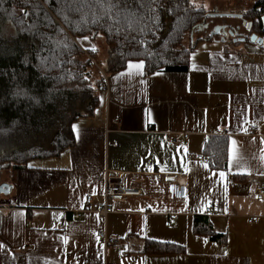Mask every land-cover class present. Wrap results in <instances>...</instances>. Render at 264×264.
Wrapping results in <instances>:
<instances>
[{
    "label": "crops",
    "instance_id": "obj_1",
    "mask_svg": "<svg viewBox=\"0 0 264 264\" xmlns=\"http://www.w3.org/2000/svg\"><path fill=\"white\" fill-rule=\"evenodd\" d=\"M209 28L197 31L187 72L146 76L141 63L106 70L108 87L94 116L75 123L73 148L29 169L0 166V264H264V201L255 196L264 180V47L235 42L239 30L204 40ZM181 134L188 139L169 140ZM214 136L228 138L227 171L209 164ZM108 175L141 195L109 201L103 217ZM167 177L186 182V199L169 198ZM197 217L223 242L194 233ZM103 230L117 247L100 243ZM149 242L185 252H146Z\"/></svg>",
    "mask_w": 264,
    "mask_h": 264
},
{
    "label": "trees",
    "instance_id": "obj_2",
    "mask_svg": "<svg viewBox=\"0 0 264 264\" xmlns=\"http://www.w3.org/2000/svg\"><path fill=\"white\" fill-rule=\"evenodd\" d=\"M240 15L249 36H264V0ZM211 18L192 0H0V166L29 169L32 160L60 156L76 144L75 123L94 116L102 76L96 51L83 50L79 38L104 40L110 74L131 63L143 64L146 76L187 72L194 33ZM206 152L213 168L228 170V138H209ZM193 232L225 239L204 217L195 218ZM145 247L185 252L158 242Z\"/></svg>",
    "mask_w": 264,
    "mask_h": 264
},
{
    "label": "built area",
    "instance_id": "obj_3",
    "mask_svg": "<svg viewBox=\"0 0 264 264\" xmlns=\"http://www.w3.org/2000/svg\"><path fill=\"white\" fill-rule=\"evenodd\" d=\"M259 37H261L264 41V36L259 35ZM99 71L102 76L100 83L103 86V88H107L108 87L107 74L100 68ZM115 122H118V120H115ZM247 131L251 134H259L260 128L257 125H250L247 127ZM188 137L189 136L187 134H181L179 136L169 135V140L172 143L177 144L182 139H188ZM198 159L203 160L204 157L201 156L198 157ZM167 183L169 186V198L171 200L187 198V186L184 180L178 179L177 177H167ZM140 195H141V191L134 189H127L123 187L119 182H117L115 177H113L112 175H108L105 180V190H104L105 201L102 208L99 209V213L101 214V216L106 217L109 213L112 212V208L109 206V201L123 202V201H127L130 198L137 197ZM255 196L257 200L264 201V180L258 182L255 185ZM93 203H94V198L91 195H89L86 198L87 209H90ZM206 213L208 215H212L213 213H215L213 204H210L206 208ZM248 222L254 224L258 222V219L252 218L249 219ZM97 237L100 243H102V245L106 249L111 247H117L120 243L118 239L109 237L105 230L98 232Z\"/></svg>",
    "mask_w": 264,
    "mask_h": 264
},
{
    "label": "rangeland",
    "instance_id": "obj_4",
    "mask_svg": "<svg viewBox=\"0 0 264 264\" xmlns=\"http://www.w3.org/2000/svg\"><path fill=\"white\" fill-rule=\"evenodd\" d=\"M262 0H192V3L196 7H204L209 13L212 15H215L216 18L209 19L208 23L210 22L209 29L205 30V34H203L204 37L209 36V32L212 31V29L216 26H227L229 29L239 28L240 33L245 32L243 30V22L241 19H237V17H223V15H231L234 14V16H239L241 13H245L249 10H252L255 7V4ZM220 17H217L219 16ZM214 19V20H213ZM213 20V21H212ZM233 21V22H232ZM233 24V25H232ZM239 26V27H237ZM245 28V27H244ZM249 33V31L247 30ZM248 33H245V35H248ZM200 34V33H199ZM197 32L194 33V39L200 38ZM77 44L83 49V50H93L96 51V63H98L97 67L102 69L103 71L107 70V47L102 38H97L96 40H91L90 38H79L77 40ZM187 45L189 42L187 41ZM106 68V69H105ZM31 166H40L43 165V162L40 160H32L30 162ZM2 167V166H1ZM9 167V166H8Z\"/></svg>",
    "mask_w": 264,
    "mask_h": 264
},
{
    "label": "water",
    "instance_id": "obj_5",
    "mask_svg": "<svg viewBox=\"0 0 264 264\" xmlns=\"http://www.w3.org/2000/svg\"><path fill=\"white\" fill-rule=\"evenodd\" d=\"M212 16H215V15H212ZM224 16V15H223ZM239 18L241 17V15L238 16ZM243 26L246 27L247 24L246 22H243ZM236 34V31L233 30V29H229L227 26H218L215 28V30L210 34V36H214V35H220L222 36V41H225V39L227 38H233ZM246 38L244 37H239L238 39H235L234 41H245ZM249 41L251 43H254V44H257L259 46H262L264 47V41L261 37H259L258 34H251L249 36Z\"/></svg>",
    "mask_w": 264,
    "mask_h": 264
},
{
    "label": "flooded vegetation",
    "instance_id": "obj_6",
    "mask_svg": "<svg viewBox=\"0 0 264 264\" xmlns=\"http://www.w3.org/2000/svg\"><path fill=\"white\" fill-rule=\"evenodd\" d=\"M234 30L237 31V33H238V30L240 31L241 29H239V28H234ZM243 30H244L245 32H243V33H240V32H239V35H240L241 37L246 38V39H245V42H247L248 39H249V35H245V33H248V32H247L248 27H247V26H246L245 28L243 27ZM235 42H236V41H235Z\"/></svg>",
    "mask_w": 264,
    "mask_h": 264
},
{
    "label": "snow or ice",
    "instance_id": "obj_7",
    "mask_svg": "<svg viewBox=\"0 0 264 264\" xmlns=\"http://www.w3.org/2000/svg\"><path fill=\"white\" fill-rule=\"evenodd\" d=\"M93 50H95V49H93ZM234 144H235V142H233Z\"/></svg>",
    "mask_w": 264,
    "mask_h": 264
}]
</instances>
